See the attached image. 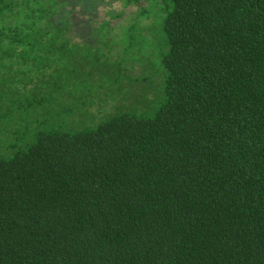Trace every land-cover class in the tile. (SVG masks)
<instances>
[{
    "label": "trees",
    "instance_id": "1",
    "mask_svg": "<svg viewBox=\"0 0 264 264\" xmlns=\"http://www.w3.org/2000/svg\"><path fill=\"white\" fill-rule=\"evenodd\" d=\"M79 1L0 0V264H264V0H117L153 19L156 107L94 125L64 114L138 79L97 71Z\"/></svg>",
    "mask_w": 264,
    "mask_h": 264
},
{
    "label": "rangeland",
    "instance_id": "2",
    "mask_svg": "<svg viewBox=\"0 0 264 264\" xmlns=\"http://www.w3.org/2000/svg\"><path fill=\"white\" fill-rule=\"evenodd\" d=\"M79 4L83 6L84 10L79 11V13H74V21L76 24L74 26L76 31L75 34L77 33L76 37L79 40L87 41V43L90 44L85 45L83 49L85 48V50L90 51L92 49L91 46L96 44L105 48L103 49V52H100L99 47H96L95 50H91V54L98 52L97 57L91 58L97 71L100 73L101 69L99 66L101 63L96 62V58L106 63V61H104L107 60L105 52L110 46V58H124V63L128 69L126 71L127 75L130 77H136L138 80L133 81V84L131 85L130 90H133L131 93L132 95H128L123 99L121 98V94L118 95L115 92V89L109 91L106 87H103L97 89V91H91V94L88 93L84 97L86 105H77L70 113L64 114V117L66 119L70 117L71 119L72 115L75 114L79 118H84V122H81V124L86 123L87 125H94L93 122L115 114L121 110L120 107L122 106L123 109L128 108L132 111L142 110L144 113H152L156 107V99L154 101V99L149 97L144 98V106L141 107V98L138 97L137 94L141 90L140 87L143 83L139 79L145 75H148L150 80L149 83H147V85H149L148 89L155 91L153 87H155L157 81L154 82L153 79L159 80V78H157V64L159 63V59L156 56V53L152 50L153 48L150 49L149 47L144 46L139 48L138 45L133 46L130 44L141 41V36L150 38V34H146V32L148 31V28H150L149 25L153 23L152 17L137 16L136 11L138 7L132 5L122 8L121 2L117 0H90V4L79 1ZM121 10H123V15L120 18H113L111 20L110 25L107 27L109 28L108 33L105 32L106 29H97V26L99 25L98 23L106 20L109 12L117 13ZM83 12L87 13V15H83ZM131 23L138 24L137 27L139 29V34L135 33L130 35L128 33L129 31H126L124 34L123 30L131 25ZM136 36L138 37L136 41L133 40L128 43V41L134 39ZM109 42H111L110 45ZM126 45L129 46L127 47ZM106 85H109L108 82H106ZM124 88L126 89L127 86L124 85ZM147 95L151 96L150 93Z\"/></svg>",
    "mask_w": 264,
    "mask_h": 264
}]
</instances>
